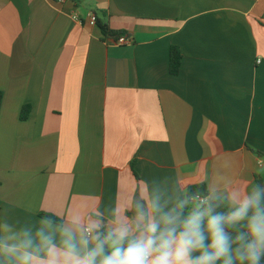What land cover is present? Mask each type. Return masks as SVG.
Listing matches in <instances>:
<instances>
[{
    "label": "crops",
    "instance_id": "obj_1",
    "mask_svg": "<svg viewBox=\"0 0 264 264\" xmlns=\"http://www.w3.org/2000/svg\"><path fill=\"white\" fill-rule=\"evenodd\" d=\"M0 95L17 227L98 210L106 229L153 182L246 191L264 176V0H0Z\"/></svg>",
    "mask_w": 264,
    "mask_h": 264
},
{
    "label": "clouds",
    "instance_id": "obj_2",
    "mask_svg": "<svg viewBox=\"0 0 264 264\" xmlns=\"http://www.w3.org/2000/svg\"><path fill=\"white\" fill-rule=\"evenodd\" d=\"M101 217L98 210L74 212L20 227L0 219V264H261L264 258V185L210 189L201 197L153 182L113 213L111 226L105 229Z\"/></svg>",
    "mask_w": 264,
    "mask_h": 264
},
{
    "label": "trees",
    "instance_id": "obj_3",
    "mask_svg": "<svg viewBox=\"0 0 264 264\" xmlns=\"http://www.w3.org/2000/svg\"><path fill=\"white\" fill-rule=\"evenodd\" d=\"M96 26L100 30V32H101L102 36L104 37V39L111 38L113 40H117L119 37H121L124 34V32H114V31H112L109 28L107 22L104 20V17L96 20ZM181 59H182V56L180 54L179 49L176 48V47H171L170 51H169V64H168V70H169L170 75L176 76V75L179 74L180 66H181ZM1 100H2V96L0 95V106H1ZM27 111H28L27 108H24L22 110L21 117H20L21 120L26 119ZM256 155L258 157L264 159V153L256 152ZM256 184L264 185V176L257 175L255 177V185ZM184 193L192 194V195H199V196L203 197V196H205L208 193V189H207V186L205 184H199V185H195V186L189 187ZM218 210L219 211H226V208L221 207ZM44 216H49V215H46V214H41L40 215V217H44ZM52 218L57 220V222H60L55 217H52Z\"/></svg>",
    "mask_w": 264,
    "mask_h": 264
},
{
    "label": "built area",
    "instance_id": "obj_4",
    "mask_svg": "<svg viewBox=\"0 0 264 264\" xmlns=\"http://www.w3.org/2000/svg\"><path fill=\"white\" fill-rule=\"evenodd\" d=\"M89 18H90V24L93 26L96 25V18L92 15L89 16ZM116 44L120 46H128L132 44V41L128 37L123 36V37L118 38V40L116 41Z\"/></svg>",
    "mask_w": 264,
    "mask_h": 264
}]
</instances>
